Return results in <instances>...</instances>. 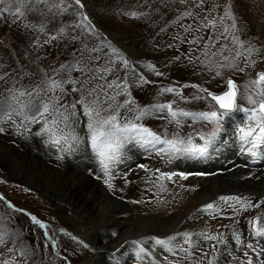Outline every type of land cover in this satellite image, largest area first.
Here are the masks:
<instances>
[{
	"label": "rangeland",
	"instance_id": "1",
	"mask_svg": "<svg viewBox=\"0 0 264 264\" xmlns=\"http://www.w3.org/2000/svg\"><path fill=\"white\" fill-rule=\"evenodd\" d=\"M51 2L52 0H0V71L5 70L0 73V103L11 101L18 112L19 104L26 103L29 99L50 103L51 98L59 96L60 103L68 107L69 111L70 106L76 104V115L70 118L69 123L77 139L69 145L61 142L57 146L52 143L54 138L59 137L61 130H69L62 124L58 129L54 127L55 137L42 133L45 120L51 121L54 114L41 115L33 108L27 114L34 116V119L13 114L9 120L0 111V127L4 128L0 133V237H3V243H0V262L94 264L95 244L76 230L71 219L76 217V209L62 201L61 196L55 202L54 195H58L63 184L45 188L44 181L49 171L38 160L44 162L46 167H54L62 173L66 166H70L69 163H81L88 155L93 161L92 154L87 152L93 146L87 127L88 116L84 112V103L94 98L86 91L91 88L97 89L101 101H106L101 89L106 91L107 96H115L112 104L121 123L135 120L138 109H147V115L135 122L162 138H173L178 133L182 137L191 135L194 142L202 143L197 133L207 134L216 127L215 124H207L189 116L177 117L179 123H170L171 116L167 108L160 106L172 104L173 110L192 114L218 111V106L202 89L221 94L227 90L229 77L239 86L240 92L245 91V85L264 71V65L257 60L256 54L258 45L264 44V0H203L202 3L200 0H81L80 4H76L75 0H54L53 5ZM248 6H254L255 10L245 12ZM226 11L231 12V17H225ZM73 27L77 28L74 34ZM226 35L231 38L239 37L242 45L231 41L225 43L223 40ZM255 43L257 51L248 56L246 48H253ZM236 52H240L241 56L235 57ZM199 56L203 57L205 65L201 71L197 68ZM210 57L213 61L207 69ZM224 57H228V63H235L237 68L224 69L220 76H216V72L212 73L210 70L218 68V64L227 63ZM239 68H244V71L240 72ZM217 79L222 81L220 88L214 86ZM53 80L61 82L59 88L51 87ZM110 83L113 84L111 88L108 87ZM169 87L175 91H162ZM117 92L120 94L116 95ZM196 93L200 95V99L195 98ZM248 94L259 98L256 96L255 86L248 88ZM125 100H132L134 103L117 107L124 104ZM237 104L245 108L251 107L245 99L238 98ZM104 107L101 117L115 114L112 109L107 108L106 103ZM236 113V127L229 134L232 137L225 135L222 138L220 133L215 143L221 139L228 142L233 139L234 156L239 160L235 130L246 124V119L243 112ZM224 121L221 124L222 130ZM132 140L129 139L124 146L131 145ZM219 148L212 146V152L217 154ZM136 153L140 155L138 149ZM221 153H218L219 159H222ZM129 159L125 151L115 165H110L113 177L110 182L116 197H121V201L130 207L126 209L133 213L130 217H134L135 221L150 216L164 219L169 208L174 211L172 218L178 219L179 229L176 227L162 235L150 231L142 237L133 238L131 246L125 250L123 261L118 260L112 251H105L102 258L106 257L109 264H172L174 261L191 264L193 255L200 248L187 254L180 251V247L175 248L178 243L189 247L177 235L185 232L193 234L194 244L198 241L209 243L204 249L208 252L209 259L213 256L216 258L224 241H230L233 248L227 253L224 264H247L249 257L253 264H264V243L252 232L256 227V218L264 216L262 196L238 195L242 198L240 202L225 204L218 199L225 195H217L213 204L219 211L205 212L199 211L202 206L197 199H200L202 191L197 189L189 197L191 200L186 212L180 207V197L185 196V191L179 185L182 183V189L186 190L185 184H190V181L188 178L181 179L180 170L176 168L185 164L184 161L150 156L133 162ZM18 160L24 161L26 170H32V178L19 175ZM223 161L224 159L222 165ZM129 162L133 165L128 166ZM93 163H96L92 164L93 181L106 187L111 193L105 183L100 160ZM224 164L227 166V162ZM140 165H145L147 170L139 167ZM130 169L133 170L128 173ZM156 169L176 175L171 180H159ZM195 171L205 173L209 170ZM126 173L132 177L133 195H123L127 184L122 177ZM262 174L252 175L250 178L252 181H260L264 176ZM135 182L144 188L148 199L157 200L154 211L145 209L146 212H142L136 202L132 203L131 197L138 198L134 189ZM74 190L78 191L75 187ZM81 198L85 207L93 212L97 211L99 199L91 200L88 194H83ZM163 204L162 209L156 212V207ZM64 205H67L68 210H65ZM241 205L251 207L242 208ZM111 212L114 216L109 224L118 219L121 211L115 207ZM32 217L42 221L44 226L34 223ZM203 217H209L210 220ZM128 218L126 216L125 220ZM125 220L119 226L114 225L110 236L120 234ZM236 224L240 231L235 229ZM200 233L215 235L217 240L206 241L203 235H196ZM170 236H176V241L172 243L174 245L155 243L154 238L166 239ZM232 236H239V241L235 243ZM141 240L153 246L154 255ZM134 241L142 242L147 254L137 256L141 245L133 243ZM248 243L253 245L255 251L247 247ZM169 246L174 247L172 249L175 255L167 250ZM241 250L244 252H238ZM245 252L248 253L247 257L244 256ZM235 253H239L237 257ZM156 258H160L162 263Z\"/></svg>",
	"mask_w": 264,
	"mask_h": 264
},
{
	"label": "snow or ice",
	"instance_id": "2",
	"mask_svg": "<svg viewBox=\"0 0 264 264\" xmlns=\"http://www.w3.org/2000/svg\"><path fill=\"white\" fill-rule=\"evenodd\" d=\"M76 4H80L81 0H75ZM202 3L203 0H200ZM188 15H191V13H187ZM225 17H231V12L226 11ZM223 19V18H222ZM209 23H214L212 21H209ZM235 27V25H233ZM227 31V29H225ZM195 42V41H193ZM231 42L233 44H241L242 42L239 40V37L233 36ZM257 50L252 48L251 46L246 48V52L248 53V56H251L254 52ZM241 53L236 52L235 57H240ZM224 59L227 61L228 57H224ZM253 64L255 61L252 62ZM218 68H233L236 69L237 65L235 63H225V64H218ZM240 72L244 71V68L238 69ZM221 73L219 71L216 72V76H220ZM60 83L58 81L53 80L51 82L52 88H59ZM250 86H255L256 88V96L259 97L254 98L252 94H248V88ZM261 86H264V71L259 72L257 74V78L254 80H251L248 85H245V91L240 92L239 86L236 84V82L229 77L227 80V90L223 93L217 95L213 94L212 92L207 91V89H202L213 102L218 106L217 110H210V111H203L197 114H192L188 112H184L183 110L175 111L173 110L172 104L167 105H161V108H167L169 115L171 116V122L179 123V120L177 117L181 116H189L193 117L194 119H197L199 121H202L207 124H215L216 127L209 133L205 134L203 132L197 133L198 139L202 141V143H196L194 142V139L191 135L187 137H182L178 133L173 136V138H162L161 135H158L155 132H152L149 128L146 126L137 123L135 121H138L142 119L144 116L147 115V109H138V115L135 117V120H125L123 123L120 122L118 116L119 114L116 113V110L113 108L112 101L115 100V96H107L106 91L101 89V93H103L106 96V101H101L99 99V93H97L96 88H91L89 90H86L88 92V95L94 96V98L87 103H84V101H77V103H84V112L88 116V130L90 132V140L93 148L95 149L101 165V171L104 175L105 183L111 189L113 185L111 184V180L113 179L111 175V168L110 165L116 162L120 156H121V149L123 148L124 144L129 139H135L139 138L142 141H145L149 145H162L158 148H155L159 154L161 155H168L169 158L173 157H184V156H197V157H203L205 156L209 148L215 145V142L217 140V137L222 131L221 124L222 122L230 117L235 112H243L245 114L246 124L238 126L235 130L238 134V139L242 143V145H250V147L247 148V151H249L253 156L256 155V152L254 151L258 146L264 144V88ZM109 88L113 87V84L108 85ZM193 87H198L196 85H193ZM162 91L165 92H174L175 89L172 87L163 89ZM120 93L117 92L116 95H119ZM21 95H24V93H21ZM31 97V93L28 94ZM197 99H200L201 97H196ZM245 99L247 100L248 104L251 105V107H241L237 104V99ZM15 100V97L12 98ZM61 97L57 96L50 99V103H43L42 101H36L34 99H29L26 103H20L19 104V111L17 112L16 107L11 101L5 100L4 102L0 103V111L4 113L7 119H11L13 114H18L21 116H24L25 119H34V116H29L27 113L31 109H35L37 113L44 115V114H54L51 121L45 120V124L42 128V133H48L56 136V133L54 132V127L59 128L62 124L64 128L69 129L67 132L60 131L59 137L54 138L51 142L59 146L61 142H63L65 145H69L72 141L76 140L77 137L74 134V131L71 128V124L69 123V120L71 117H75L76 112V104H72L70 106L71 111H69V108L64 106L62 103H60ZM107 105L108 109H112L113 113L106 117H101L100 113L105 110L104 105ZM134 103L132 100H125L124 104L117 105V107H124L125 105H131ZM42 109V112H41ZM63 109V110H61ZM131 110V109H129ZM51 125V126H50ZM4 131L3 127H0V133ZM139 167L146 169L145 165H140ZM156 173H158L157 179L163 180L168 179L171 180L173 176H175V173H167V172H161L159 169L155 170ZM181 179H187V174L180 173ZM99 178V177H98ZM161 190H163V185H161ZM2 198V197H0ZM220 201L224 202L225 204H228L229 202L235 201L240 202L241 197L238 196H220L218 198ZM258 206V205H257ZM242 208H248L251 207V205H241ZM208 210H215L219 211V209L216 207L213 203H208L199 211H205ZM33 222L40 224L41 226H44L42 221H39L36 217H32ZM264 221V218L257 217L255 224L260 225L261 222ZM252 223V222H250ZM181 236V238L184 240V243L187 244L189 247H180V251L185 252L186 254L191 252H194L199 249L198 244H193V234L191 233H183V234H177ZM197 236L203 235L204 240L206 241H215L217 240V236L215 235H204L203 233L196 234ZM253 235L255 237H264V226H256L255 230L253 232ZM155 243L157 245H168L172 244L174 241H176V236H170L166 239H160V238H154ZM236 239L239 241L240 237L237 236ZM0 243H3V237H0ZM133 243L137 245H141L139 247V251L136 253L137 256H140L141 254H147L146 249L142 246V242L140 241H134ZM87 247V245H85ZM213 249H215V245L212 246ZM247 247L249 249H252L255 251V248L251 243L247 244ZM169 252H173V249L169 247L167 249ZM11 251V249H9ZM264 251V249H262ZM173 255H175V252H173ZM208 253L203 252L202 259L204 257H207ZM244 256H248V253L245 252ZM165 259H167L165 257ZM215 260V256H213L212 259L208 260V264H213V261ZM0 264H9L7 260L0 262ZM172 264H179V261H174ZM196 264H201L200 261H197ZM247 264H253L252 259L249 257L247 260Z\"/></svg>",
	"mask_w": 264,
	"mask_h": 264
},
{
	"label": "bare ground",
	"instance_id": "3",
	"mask_svg": "<svg viewBox=\"0 0 264 264\" xmlns=\"http://www.w3.org/2000/svg\"><path fill=\"white\" fill-rule=\"evenodd\" d=\"M87 5V3H85ZM89 4V2H88ZM254 6H248L247 11L250 12L254 11ZM243 12V13H245ZM257 38V37H256ZM232 38L230 36L226 35V38L223 40L225 43L231 41ZM250 41V40H249ZM122 44V43H121ZM253 48H257V43L253 44ZM124 47V46H123ZM257 60L261 62L262 65H264V44L258 45V51L256 53ZM213 58H208V67L209 64L212 63ZM228 63V61H226ZM205 67L203 57L199 56L197 58V68L199 71L203 70ZM227 68H216L211 69L210 72H221L222 70ZM5 70L1 69L0 73H3ZM212 74H210L211 77ZM221 79H217L214 81V86L220 88L221 87ZM200 97L198 93L195 94V98ZM238 119L237 113H233L230 117L225 119L224 121V127L221 132V137L224 138L225 135H228V138H231L230 132L233 131V129L236 127V120ZM233 141V139H232ZM232 141H224V139H221L217 144L215 143L216 148H219L218 153H221L222 159L215 158V165L213 169H210L209 171H200L197 170L194 165H190L189 163H182L179 166H177V170H180V173L187 174V177L190 181V184L186 185V190H183L182 188L184 185L180 183V188L182 191H185L183 193L185 196L181 198V206L185 209L187 212L189 210L190 198L194 195L197 189H200L202 191L201 197L198 201V203L201 206H204L208 203H213L214 198L218 195H225V196H238V195H245V196H262L260 198H264V176L263 179L254 180L252 181V175H261L262 172H264V168H250L246 167L242 164H240L237 156H234V149ZM85 150V149H84ZM88 150V147H87ZM127 152V157L130 158V161H138V159L142 158L141 155H137V148L133 145V140L131 142V145L123 146L121 149L122 152ZM88 154H92L93 161H99L98 155L96 151L93 149V147H90L87 151ZM217 153V154H218ZM85 154V153H84ZM216 154V153H215ZM75 155V153L73 154ZM217 157V156H216ZM135 158V159H134ZM223 165H222V160ZM34 160V159H33ZM128 160V161H129ZM92 158L88 155L83 161L80 163V161L76 162L73 161L69 163L70 166H66V170L64 173L62 171L54 168V167H46L44 165V162L38 160L39 164H42V166L47 168L49 171V175L45 177L44 181V187H51L53 188L57 184H63L62 189L58 190L57 194L54 195L55 202L57 203L58 197H62V201H64L66 204H70L72 208L76 209V217H72V221L75 224L76 230L81 233L82 235H85L89 240L95 244V263L94 264H109L106 260V257L102 258V254L105 251L113 252L118 260L123 261L125 258V250L129 249L131 246V240L133 238H139L143 235L149 234L150 231L156 232L160 235L166 233V231L173 230L174 228L178 226V219L175 220L172 218L174 211L172 209H169L165 212L166 215H164V219L169 221H165L160 216L149 218H140L137 221H135L134 217H130L133 213L126 211V209H130V207L121 201V197H116V195L113 193V188H111V193L106 187H103L95 181L94 179V172H93V165L96 164L93 163ZM118 161V160H117ZM116 162H114L112 165H115ZM24 162V161H23ZM22 161L18 160V173L19 175L24 174L27 177L32 178V170H29L27 166ZM36 162V161H35ZM132 162H129L128 166L133 165ZM227 162V166L224 164ZM20 167L22 170H19ZM133 169H130L128 173H130ZM195 170L199 172H205V173H197ZM257 172V173H253ZM264 175V174H262ZM123 180L126 181V188L124 189L125 192H123V195L131 194L133 191V184L131 183L132 177L127 175V173L122 177ZM66 187V188H65ZM74 187L78 189V191L74 190ZM135 193L138 195L137 199H140L139 201L136 199V197H131L132 203L137 204L138 209L142 210V212H146V210H155V206L157 205V200L153 198L148 199V194H144L145 190L144 188H141V186L135 182L134 184ZM85 194H88L92 199L100 200L97 202V211L93 212L92 210H89V208L85 207L83 204L81 196ZM115 196H114V195ZM133 195V194H131ZM244 196V197H245ZM127 197V196H126ZM240 197V196H238ZM125 199V198H124ZM152 199V200H150ZM131 202V201H130ZM162 202V201H161ZM63 205V204H62ZM163 205H159L156 207L157 210L162 209ZM119 208L121 212L118 215V219L115 220V222H112L109 224V221L113 219L114 215L112 214L113 208ZM65 210H68L67 205H64ZM116 216V215H115ZM129 217L125 220V218ZM264 218V216H260ZM85 219V220H84ZM203 219L209 221V217H203ZM125 223L122 225V230L120 234L116 235L115 237L110 236V231L115 226H119L122 224V222ZM186 221L185 219H183ZM172 221V223H171ZM114 223V224H113ZM235 229L237 231H240V227L238 225H234ZM256 226H264V221L261 222L260 225ZM179 229V227H177ZM90 230V231H89ZM89 232L90 235L88 234ZM147 248L151 252H153L154 255V248L153 246H149L150 243H146V241L141 240ZM194 244V243H193ZM195 244H198L200 247L199 252L193 255L190 263L196 264L197 261H201V264H208L209 260V254L207 257H204L202 259V254L205 248L208 247L209 243H203V242H196ZM174 245V244H172ZM184 247V244L178 243L175 248L177 247ZM171 248H174L172 246H169ZM233 248L232 243L230 241H224L223 245L220 247L218 253L216 254V258L213 261V264H224L226 261V256L228 252H231L230 250ZM238 252H244L243 250ZM161 253V252H158ZM208 253V252H207ZM239 253H235V257L238 256ZM129 258V256H127ZM159 260L160 263H162L160 258H156ZM91 261V258H90Z\"/></svg>",
	"mask_w": 264,
	"mask_h": 264
},
{
	"label": "trees",
	"instance_id": "4",
	"mask_svg": "<svg viewBox=\"0 0 264 264\" xmlns=\"http://www.w3.org/2000/svg\"><path fill=\"white\" fill-rule=\"evenodd\" d=\"M51 3H52V5H53V3H54V0H52V2H51ZM61 13H62V12H61ZM75 15H77V17H78V14H75ZM76 30H77V28H74V27H73L72 33L74 34V33L76 32Z\"/></svg>",
	"mask_w": 264,
	"mask_h": 264
},
{
	"label": "water",
	"instance_id": "5",
	"mask_svg": "<svg viewBox=\"0 0 264 264\" xmlns=\"http://www.w3.org/2000/svg\"><path fill=\"white\" fill-rule=\"evenodd\" d=\"M213 93V92H212ZM214 94V93H213ZM217 95H219V94H217Z\"/></svg>",
	"mask_w": 264,
	"mask_h": 264
}]
</instances>
